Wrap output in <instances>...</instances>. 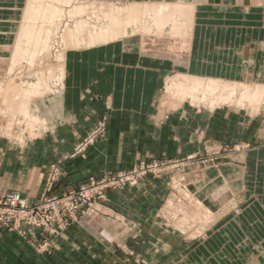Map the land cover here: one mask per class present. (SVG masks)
I'll list each match as a JSON object with an SVG mask.
<instances>
[{"label":"crops","instance_id":"obj_1","mask_svg":"<svg viewBox=\"0 0 264 264\" xmlns=\"http://www.w3.org/2000/svg\"><path fill=\"white\" fill-rule=\"evenodd\" d=\"M0 2L13 6L12 10L0 11L10 14L6 19H12L22 0ZM246 4L247 0H203L198 5L190 47L191 68L187 71L208 72L210 75L217 73L215 75L224 77L232 74L240 79L242 67L237 50L241 51L247 45L256 48L252 68L255 75L260 73V81L264 82V50L257 46L258 43H264V38L258 42L252 41L253 37L250 36L254 35H250L252 31L247 30L244 33V44L226 48L222 42H215V45L207 43L206 34H202V23L215 18L216 14L225 18L231 16V12L239 11L244 21L252 14H260V18L264 19V4L261 0L256 3L250 0L249 9L242 10ZM230 28V25H214L211 33L228 30L229 34ZM208 45H211L212 50L209 54L212 52V55L218 57L227 56L233 64L223 65L206 58L204 55ZM6 50L10 51V47L0 43V54L6 56ZM67 53L62 95L42 101V105L44 102L46 104L42 107L49 118H53L54 113L57 114L53 118L57 126L51 137L43 139L47 149L53 159L62 157L102 115L107 118V127L104 137L81 155L61 162L62 173L53 193L76 189L90 176L99 177L108 171L128 169L140 161L155 158L181 159L189 154L202 152L207 146L216 143H239L241 149L235 151V146L226 147L225 159L221 164L205 169L199 188L195 184L189 187L193 199L212 206L208 200H213L216 193L211 191V187L219 178L226 179L224 173L228 175L225 181L235 184L236 170L240 169V183L244 193L246 189L252 190L250 186L253 174L255 182L262 176L264 126L256 122L259 128L252 131V119L256 115L250 116L243 110L224 106L212 111L198 110L186 107L184 102L173 111L161 110L158 88L165 70L170 69V63L155 60L136 48L125 50L120 42L73 49ZM38 143L40 145L32 153L35 164L24 170H9L11 161H1L0 197L16 192L32 201L42 195L46 172L39 156L43 154L45 147H41L42 141ZM172 174L173 172L165 173L156 179L147 176L136 186L109 191L106 201L94 203V214L84 215L78 223L71 224L57 236L51 237V248L47 252L38 251L35 245L13 231L0 229V264H134L140 258H146L140 253L139 246L145 239L149 247V242L153 240L150 233H154L161 224L158 222L164 211L162 203L168 193ZM174 180L173 178L172 183ZM204 184L206 185L201 189ZM256 199L263 201L264 197ZM217 212L213 210L214 214ZM125 222L131 229L123 227ZM218 222L219 219L214 220L211 227ZM127 229V235H121ZM225 240L226 237L220 235V241ZM164 242L171 247L170 241ZM123 252L131 253V256H126ZM147 259L143 260L146 264L157 262Z\"/></svg>","mask_w":264,"mask_h":264},{"label":"rangeland","instance_id":"obj_2","mask_svg":"<svg viewBox=\"0 0 264 264\" xmlns=\"http://www.w3.org/2000/svg\"><path fill=\"white\" fill-rule=\"evenodd\" d=\"M49 1L54 2L56 5L62 6V8H64V12H67L69 9H71V6L74 5L75 3L76 4L81 3V1L85 2L86 4L89 3L90 5L89 4L88 5L92 10L94 7H96L95 5L99 7L97 2L99 3L103 2L104 4L107 3L109 5H121V3H118V0H109V1L108 0H84V1L73 0L74 2L71 1L70 4L68 5L67 3L64 4V3L55 2L54 0H49ZM93 1L96 2L95 5L92 4L95 3ZM122 1H126V0H122ZM127 1L129 2L132 0H127ZM256 1L258 0H254L255 3ZM261 2L264 4V0H261ZM7 4L8 3L0 2V11L12 10L11 8L13 6L10 3L9 5ZM25 4H26V0H22V2H20V4L16 8L17 12L14 14L12 19H6L10 14L6 15L0 13V43L5 47L9 48L10 46H12V43L14 44L17 31L21 23L23 22V9L25 7ZM90 8H89L90 13L88 12L89 18L95 20V18L101 17L100 18L101 20L99 19V23H102L104 25L109 23L106 20V18L102 16L101 12L100 14H98L100 10L98 11L97 9L96 11L94 8L95 11L94 10L91 11ZM239 14H241V12L239 11L236 13L231 12V16L225 18L219 14H216L215 18H211L208 21L203 22L202 27L204 28L202 30V34L203 35L206 34V42L210 43L211 45H215V42H219V43L222 42L224 43L226 48H233L234 44H236V47H238L241 44H244L246 39L244 33H246L247 30L252 31L250 35H254V36H250V38L253 37L252 41L258 42V40L264 38V29H263L264 19L260 18L262 17L260 14H258L259 16H257V14H252L251 16H249V18L246 21H244ZM67 16L68 15L66 13V15L62 17L61 20L62 22H60L59 24V26L62 28H60L59 26L56 29L53 28L54 31L51 33L53 35L51 34L49 35L50 38L54 36L53 37L54 39L53 38L49 39L50 51L49 52L44 51L46 54L43 52L37 54L39 55L38 57L42 56L41 58L43 59H41L42 61L41 60L40 61H41V65L44 64L43 66H39L40 64L36 61V63H38L37 64L38 67L33 66V64H31V66L33 67L32 68L30 66V63L27 62L26 59H22L20 63L14 65L12 67V70L8 72L7 70L8 67H6V65L7 66L9 65L8 61H4L0 63V65H2L0 66V68H2L0 69V74L3 75V76L0 75L2 76L0 77V129H1L0 130V150H1L0 164L1 161L7 159V161H11L9 162L10 163L9 170L21 171L28 168L32 164H35L36 161L35 159H33L32 153L40 145L38 142L42 141L43 143L41 144L42 145L41 147L42 148L45 147V149L43 151V154L40 155L39 158H42V163H44L43 166L46 172L44 178L43 190L45 189L47 179L51 177V175L54 172H56L59 176L61 175L62 173L61 162L64 161L65 159L72 158L70 156L74 151L75 144L86 133V131L89 130L95 124V122L99 117L89 127V129H87L85 133L76 140V142L73 144L72 149L69 152H67L60 158L53 159L52 157L53 155L50 154L49 150L47 149V145L44 143L45 140L44 138L51 137V133L56 128L57 125L55 124V119L53 118H55L54 116L57 114L54 113L53 118H49L47 113H45L44 108L42 107L43 105L45 106L46 104L44 102L42 105V101L56 99L55 96L52 94H48L42 99L35 100L36 106H38L41 111V117L39 118V120L35 121L37 122L36 124L35 122L30 121L31 117L24 118L21 113L10 112V110L13 109H8V108H13L14 105L16 104L15 103L16 97L13 98L12 93H10V91L15 88H20V86L25 88L27 87L26 83L27 84L36 83L38 81L36 77H38L39 75L42 77L41 74H43L42 77L43 80L44 78H46V81H44V83H47L50 79L48 85L50 86L49 88L51 91L49 92L53 93L55 92V90L59 89L60 84L58 83V78L56 79V77H58V72L54 71L53 73L51 72L50 74L49 71L55 65V60H54L55 54L59 50H62L63 48V43L60 42L61 41L60 34L62 32V29L66 25L69 26L73 25L74 21L78 20V17L70 18ZM66 22H68L69 24ZM214 25L215 26L230 25V27L232 28H230L231 30L229 34H227L228 30L224 31L223 33L213 34L211 33V29L213 28ZM55 33L56 36L54 35ZM140 36L141 35L139 34L135 36V40L134 41L132 40L130 45H128L127 47H129L130 49L131 48L139 49L141 52H143L142 54L145 53L150 54V52L152 51V50L150 51V49L154 48L153 44H150L153 43L152 42L153 40L152 39L149 40L151 37L147 38ZM143 38H145L144 39L145 41L143 40ZM140 42H143L145 45L141 44ZM53 43L56 46L53 45ZM211 45H208V49L205 50L206 54L204 56H206V58H210L211 60L213 58V60H215L216 62L219 61V63L223 65L232 63L231 60L227 58V56L216 57V55H212V52L211 54H209L208 52L212 51L210 50ZM121 46H123V44H121ZM175 46L177 45L175 44ZM175 46L164 43L160 48L161 49L163 48L162 50L164 51L167 50V48L168 49L171 48L170 51H172V49L173 50L177 49L176 51H178V49L180 50V48H182L181 49L182 51L185 47L184 50L186 51L188 50L184 43L179 44L176 48ZM226 48L224 49L226 50ZM226 51H228V49ZM8 52L10 53L9 50H6L5 52L6 56L4 54H0V57L7 58L9 55ZM48 55L49 58L48 59L45 58V56ZM220 60L223 61L221 62ZM166 63H170V62H166ZM28 67L29 69L27 71ZM5 71H7L9 77H6L7 74ZM38 72L40 74H38ZM47 72L49 73V75ZM174 73H175V68H173L172 64L170 63V69L165 70V74L163 75L158 88L157 96H158L159 107L161 110L163 111L165 110L167 112L173 111L174 109H176L181 105L180 104L179 106L177 105V107H175L176 105L171 103V101H175V100L172 99L168 100L164 98L165 78L167 76L173 75ZM197 74H201L205 76L210 75L208 74V72L207 73L202 72ZM33 75L36 77H34ZM50 76L53 78H50ZM224 78L239 80V78L236 77V75L234 76L232 74L230 75L227 74V77ZM9 95L13 99H11ZM61 95L62 94H60L59 96ZM8 96L9 99H11L10 102L13 101L12 104L8 102L9 100L7 101ZM6 103H10L11 105L10 104L6 105ZM167 103L172 104V107L170 106L169 108V104ZM184 104L186 105V107H190L198 110L208 111L211 108L209 104L203 101H201L199 104L191 105L189 104L188 100H185ZM8 105L9 107L6 108V106ZM230 107L243 110L240 104L231 105ZM216 108H219V106ZM259 109H260L259 112L255 114L256 115L255 118L252 119V128H253L252 131H256L259 128L258 127L259 125H257L256 122H258L259 124L261 123L260 125L264 126V108H259ZM255 125H257V128L255 127ZM106 127H107V123H106ZM104 135L100 139H102ZM48 145L51 149L50 144ZM249 145L250 144H248V146ZM227 146L230 148L235 146L236 149L235 151L241 149L240 148L241 145L239 143H234L233 145H229L226 143L223 144L216 143L215 145L207 146V148L204 149V151L202 152L191 155L189 154L181 159L166 160L168 161V167L166 168L165 171H163V173L159 177H161L165 173L173 172V174L171 180H169L168 183L169 184L168 193L165 196V199L162 203V208L164 209V211L161 213L159 217L161 222L160 220L158 222V224L159 223L161 224H159L160 226L158 225L157 230L154 233L153 232L150 233L151 236L150 238L153 240L152 241L150 240L151 242H149L150 243L149 247H148V242L145 239L144 242L143 240L141 241L139 246L141 251L140 253L146 256V258L144 259L140 258V260H138V262H134V264H146L143 260L146 259L147 261L148 260L147 258L157 260L156 263L147 262V264H179L182 262H185L186 264H264V200L259 201L256 199V197H264L263 196L264 168L261 170L262 176L259 178L258 182L254 181L256 178H255V174H253V183L250 186V189H252L251 191L246 189V192L244 193L243 185L242 183H240L242 172L240 169L239 170L237 169L235 174L236 176L235 184L227 183V181L225 180H227L228 175L224 173L226 179L224 180L222 177L219 178V180L216 181V183L211 187L212 188L211 191H214V193H216L213 196V200H211L212 198L208 200L212 206H209L203 201L201 202V200L198 199L196 200L195 198L194 199L192 198L193 195L191 194V190L189 188L191 184L192 185L195 184V186L199 188V184L201 183V180H203L204 178L205 169L208 166H217L218 164L222 163V160L225 159L224 152L226 153V151L224 150L226 149ZM1 169L2 168L0 167V170ZM173 178L175 180L172 183ZM138 183H140V181ZM55 185H53L51 189L52 191ZM205 185L206 184H204L202 187L200 186L201 189H203ZM52 191H51L52 194H57V193H53ZM204 194L206 195V192H204ZM96 206L99 207L98 204ZM213 210L214 211L216 210L218 212L214 214ZM95 211H96V207L95 204H93L89 207V209H87V211H85V213L82 215V217L79 220L73 223H78L80 220L83 219L84 215L89 213L94 214ZM216 219H219V222L211 227L214 220ZM125 226L131 229V226L127 225L126 222L123 225V227ZM132 227L134 226L132 225ZM65 229H63V231ZM128 232L129 229L123 230L121 235H127ZM222 234L224 237H226V240L224 242L220 241V235ZM164 240H166L167 242L170 241L172 243L171 247L167 246ZM126 249H130V248H126ZM122 254L126 256H131V253H127V252L125 253L123 252ZM149 256H153V258Z\"/></svg>","mask_w":264,"mask_h":264},{"label":"bare ground","instance_id":"obj_3","mask_svg":"<svg viewBox=\"0 0 264 264\" xmlns=\"http://www.w3.org/2000/svg\"><path fill=\"white\" fill-rule=\"evenodd\" d=\"M54 1L64 4L67 3L68 5L73 0ZM202 2L203 0H132L129 2L127 0H118V3H121V5H109L107 3L97 2L98 6L100 8L102 7L101 9L95 5L96 2L92 3L97 7L98 11L100 10L98 14L101 12L102 16L109 22L104 25L99 23L101 17H97L98 15L96 16L97 18L94 17L95 20L89 18V3L86 4L82 1L79 4L75 3L72 6L70 5L71 9L64 12L62 6L56 5L49 0H26L23 9V22L17 31L16 38L14 37V44L12 43V46H10V54L7 58L0 57V63L8 61L9 65H6V67H8V72L12 70L14 65L20 63L22 59H26L27 62L30 63V66L33 64V66L38 67V63L40 64L39 66H43L44 64L41 65V59L43 58H41L42 56L38 57L39 55L37 54L50 51L49 39H52L54 36L50 38L49 35L54 31L53 28H58L60 22H62V17H64L66 13L68 15L67 17H78V20L74 21L73 25H66L62 29L60 42L63 43V48L55 54V65L49 71L50 74L54 71L58 72V77H56V79L58 78V83L60 84L59 89L55 90L53 93L49 92L51 91L48 85L50 79L47 83H44L46 78L43 80V74H41L42 77L40 75L38 77L33 75L38 80L36 83H26L27 87L23 88L20 86V88H15L10 91L13 98L16 97V104L13 108L8 109H13L10 110V112L13 113H21L24 118L31 117V122L39 120L41 111L39 107L36 106L35 100L42 99L48 94H52L55 97L62 94L66 73L64 65L66 53L68 51L108 45L114 42H120L123 44V48L129 49L127 46L130 45L132 40H135V36L139 34L143 37H151L149 40H153V43L150 44H153L154 48L150 49V51L152 50L150 54L145 53V55H150V57L155 60L170 62L173 68H175V73L165 78L164 87V98L177 101H171L172 104L176 105L173 106L177 107V105L179 106L185 100H188L191 105L199 104L203 101L210 105V110L212 111L218 106L230 107L231 105L240 104L248 115H255L259 112V108H264V82L262 80L260 81V73L255 75L252 68L255 63V47L246 45L241 51L237 50V55L240 57L242 67L240 69L239 80L227 79L215 74V76H205L187 71L191 68L190 47L192 45V36L196 22L195 17L197 15L198 5ZM249 2L250 0H247V4L242 10L249 9L251 6ZM96 7L94 8L97 11ZM93 10L91 9V11ZM56 33L54 34L55 36ZM144 39L145 38H143V40ZM140 43L145 45L143 42ZM164 43L174 46L175 44L178 46L184 43L188 50H184V47L182 50L184 52L181 51L182 48H180V50L178 49V51H176L177 49H172V51H170L171 48H167V50L164 51L162 50L163 48H160ZM53 45L55 44L53 43ZM177 46H175V48ZM257 46L264 50V43H258ZM45 58L48 59L49 55L45 56ZM36 61L38 63H36ZM28 69L29 67L27 71ZM5 72L7 74V71ZM38 74L40 73L38 72ZM6 77H9L8 74ZM50 78L53 77L50 76ZM9 96L7 99V101L9 100L8 102L13 99L11 96V99H9ZM10 103L12 104L13 101ZM10 103H6V105ZM167 104H169V108L170 106L172 107V104ZM7 107H9V105L6 106V108ZM35 123L37 124V122Z\"/></svg>","mask_w":264,"mask_h":264},{"label":"built area","instance_id":"obj_4","mask_svg":"<svg viewBox=\"0 0 264 264\" xmlns=\"http://www.w3.org/2000/svg\"><path fill=\"white\" fill-rule=\"evenodd\" d=\"M106 117L95 124L77 141L70 157L82 154L105 133ZM168 167V161L151 159L140 161L128 169L113 170L99 177L90 176L78 188L52 194L51 189L59 181L54 172L47 179L42 195L28 200L16 192L0 197V229H8L35 245L40 252L51 248L50 238L60 234L71 223L79 220L94 203H103L108 192L135 186L144 177H159Z\"/></svg>","mask_w":264,"mask_h":264}]
</instances>
